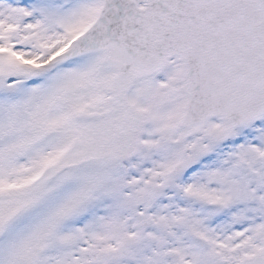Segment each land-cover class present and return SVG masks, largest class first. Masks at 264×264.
<instances>
[{"label": "snow or ice", "instance_id": "obj_1", "mask_svg": "<svg viewBox=\"0 0 264 264\" xmlns=\"http://www.w3.org/2000/svg\"><path fill=\"white\" fill-rule=\"evenodd\" d=\"M0 264H264V0H0Z\"/></svg>", "mask_w": 264, "mask_h": 264}]
</instances>
